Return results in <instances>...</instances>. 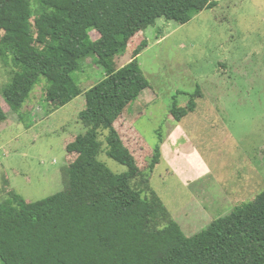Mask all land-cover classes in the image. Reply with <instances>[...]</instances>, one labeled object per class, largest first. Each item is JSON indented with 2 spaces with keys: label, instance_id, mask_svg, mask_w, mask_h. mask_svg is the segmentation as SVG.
<instances>
[{
  "label": "trees",
  "instance_id": "trees-1",
  "mask_svg": "<svg viewBox=\"0 0 264 264\" xmlns=\"http://www.w3.org/2000/svg\"><path fill=\"white\" fill-rule=\"evenodd\" d=\"M217 3L0 0V62L8 74L0 97L9 109L21 108L41 77L48 82L44 99L57 107L85 96L78 114L84 129L66 145L76 157L66 169L65 189L35 201L8 190L10 196L0 199L3 264H264V190L184 234L148 189L145 165L154 167L159 149L147 162L149 146L124 114L148 86L138 60L147 46L144 30L160 17L186 23ZM132 44L131 59L115 67L114 57ZM92 55L105 73L83 89L72 73ZM195 107L193 97L185 107L174 100L171 119ZM6 118L0 104V122ZM104 142L126 171L114 172L99 158Z\"/></svg>",
  "mask_w": 264,
  "mask_h": 264
},
{
  "label": "rangeland",
  "instance_id": "rangeland-1",
  "mask_svg": "<svg viewBox=\"0 0 264 264\" xmlns=\"http://www.w3.org/2000/svg\"><path fill=\"white\" fill-rule=\"evenodd\" d=\"M142 38L147 46L138 60L148 86L124 114L149 146L147 162L159 149L154 167L145 165L148 189L192 235L264 190V0H218L186 23L160 17ZM132 45L114 57L115 67L130 59ZM104 73L92 55L72 76L87 89ZM7 81L0 62V89ZM47 86L41 77L15 110L0 97L7 113L0 122L1 200L13 190L35 201L67 185L76 155L66 145L84 129L78 114L85 96L57 107L44 99ZM191 97L195 109L171 119L174 100L185 107ZM99 158L114 172L127 170L107 155L105 142Z\"/></svg>",
  "mask_w": 264,
  "mask_h": 264
},
{
  "label": "crops",
  "instance_id": "crops-1",
  "mask_svg": "<svg viewBox=\"0 0 264 264\" xmlns=\"http://www.w3.org/2000/svg\"><path fill=\"white\" fill-rule=\"evenodd\" d=\"M130 59H131V57H130ZM130 59H127V60L125 61V63H127ZM125 63H124V64H125ZM124 64H122V65H124ZM122 65H121V66H122Z\"/></svg>",
  "mask_w": 264,
  "mask_h": 264
}]
</instances>
